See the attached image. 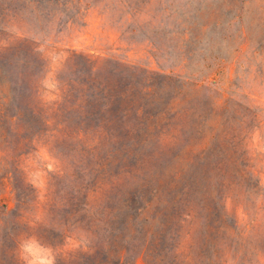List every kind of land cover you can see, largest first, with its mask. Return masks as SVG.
Here are the masks:
<instances>
[{
  "label": "rangeland",
  "instance_id": "1",
  "mask_svg": "<svg viewBox=\"0 0 264 264\" xmlns=\"http://www.w3.org/2000/svg\"><path fill=\"white\" fill-rule=\"evenodd\" d=\"M117 263L264 264V0H0V264Z\"/></svg>",
  "mask_w": 264,
  "mask_h": 264
},
{
  "label": "trees",
  "instance_id": "2",
  "mask_svg": "<svg viewBox=\"0 0 264 264\" xmlns=\"http://www.w3.org/2000/svg\"><path fill=\"white\" fill-rule=\"evenodd\" d=\"M138 110H139V109H137V111H138ZM146 207H147V204H146V205H145V207L142 209V211H143V210H145V209H146ZM117 264H118V263H117Z\"/></svg>",
  "mask_w": 264,
  "mask_h": 264
}]
</instances>
